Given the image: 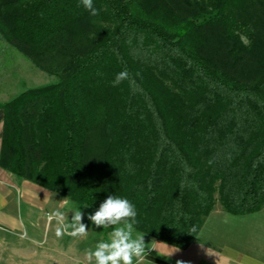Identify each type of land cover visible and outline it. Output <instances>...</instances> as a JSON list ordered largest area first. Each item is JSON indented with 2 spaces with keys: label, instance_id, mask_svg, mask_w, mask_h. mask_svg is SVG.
Returning a JSON list of instances; mask_svg holds the SVG:
<instances>
[{
  "label": "trees",
  "instance_id": "16d2710c",
  "mask_svg": "<svg viewBox=\"0 0 264 264\" xmlns=\"http://www.w3.org/2000/svg\"><path fill=\"white\" fill-rule=\"evenodd\" d=\"M93 6L0 0L1 38L57 77L0 105V166L94 212L125 198L136 231L179 248L218 201L260 211L264 0Z\"/></svg>",
  "mask_w": 264,
  "mask_h": 264
},
{
  "label": "crops",
  "instance_id": "0c3cea01",
  "mask_svg": "<svg viewBox=\"0 0 264 264\" xmlns=\"http://www.w3.org/2000/svg\"><path fill=\"white\" fill-rule=\"evenodd\" d=\"M16 57V54L12 53L11 46L4 43L0 36V105L19 95ZM12 63L15 68L14 76L11 74ZM22 80L20 79V81ZM3 123L4 111L0 107V152ZM37 192L30 181L20 180L13 173L0 166V248H5L9 255L7 258L4 256L0 258L7 262L4 264H65L64 258L60 260L52 255L54 253L49 254L45 247L42 249H46V251L42 253H36L31 247L33 243L43 245L41 233L33 235V230L43 231V228L46 229L49 225L48 214L50 211L47 206L49 194L46 193L47 195L44 196L47 200L45 203L44 200H38ZM220 213L215 207L207 219ZM207 221L204 222L196 239L186 248H179L159 239L145 236V242H157L158 244L155 246L161 252L179 249L170 258L159 255L156 250H149L148 259L152 260L153 264H176L177 260L184 261L185 264H264V248H247L244 246L246 243L237 238L224 240L217 247L204 244L203 241L199 242L198 237H200ZM24 237H28L27 241ZM22 238L24 241L20 240ZM75 263L84 264L80 259L74 260Z\"/></svg>",
  "mask_w": 264,
  "mask_h": 264
},
{
  "label": "rangeland",
  "instance_id": "374dc122",
  "mask_svg": "<svg viewBox=\"0 0 264 264\" xmlns=\"http://www.w3.org/2000/svg\"><path fill=\"white\" fill-rule=\"evenodd\" d=\"M2 41L6 44H9L3 39ZM10 46L12 48V53L16 54L17 56L16 59L18 62L17 66L19 74V93L31 87L54 83L57 80L56 76L49 75L48 73L36 67L32 63V61L24 54H22L16 47L12 45ZM14 70V64L12 63V76H14ZM20 79L23 80L20 81ZM30 183L38 191V200H44L46 203L47 200L44 196L49 194V201L47 202V206L49 207L50 212L59 209L65 214L69 213L68 216H65V222H67L68 218L69 220H71L72 213L70 212V210H74L80 207L69 199L63 198L56 191H48L32 182ZM215 207L216 210L220 211L221 213L219 215H215L213 217L205 219V221H208L202 233L200 234V237H198L199 242L203 241L204 244H209L211 246L217 247V245H220L224 240L237 238L240 241L242 240L243 243H246L244 244V246L247 248H264V206L256 214L240 216H235L227 213L219 201L217 202ZM81 211L84 213L82 222L87 225V229L89 230L86 237H72L67 232L58 237L56 234L58 224L55 218H53L52 220H49L48 227L46 229L43 228V231H39L38 229L33 230V235H39L41 233L43 245L33 243L31 246L32 249L36 251V253H42L47 249V252L49 254L54 253L52 255L58 257L60 260H63L64 258L65 264H74V260L78 259H80L84 264H88L85 255L86 250L94 249L95 244L100 240H104L105 242H107L109 240L108 233L111 231V229H103L102 227L98 228L94 226L92 222L87 219L89 213H94V211H92L89 207L83 206L81 207ZM28 237H24L25 241H27L26 239ZM20 240L24 241L23 238ZM43 247H45L46 249H42ZM6 252L7 251H5V248L1 247L0 258H3L2 256L7 258L9 255ZM4 263L7 262H5L3 259H0V264Z\"/></svg>",
  "mask_w": 264,
  "mask_h": 264
},
{
  "label": "clouds",
  "instance_id": "9594fccd",
  "mask_svg": "<svg viewBox=\"0 0 264 264\" xmlns=\"http://www.w3.org/2000/svg\"><path fill=\"white\" fill-rule=\"evenodd\" d=\"M81 3L92 16L99 14V10L93 6V0H81ZM241 40L245 44L249 43L245 36H241ZM126 76V72L118 73L113 81V86L118 85ZM84 207L88 206L84 205ZM70 212L72 213L71 220L68 218L67 222H65V216H68L69 213L65 214L57 209L48 214L49 220L55 218L57 221V236H62L67 232L72 237H86L89 230L87 225L82 222L84 213L81 211V207L70 210ZM136 217L137 211L134 205L129 200L114 195L108 196L94 213H89L87 219L94 226L111 229V231L108 233L109 240L107 242L100 240L95 244L94 249L86 250L88 264H153V261L148 259L149 250H156L159 255L165 258H170L179 250L161 252L155 246L158 244L157 242L146 243L145 234L137 232L134 227L137 223ZM192 231H196L195 227L192 228ZM176 264H185V262L177 260Z\"/></svg>",
  "mask_w": 264,
  "mask_h": 264
}]
</instances>
